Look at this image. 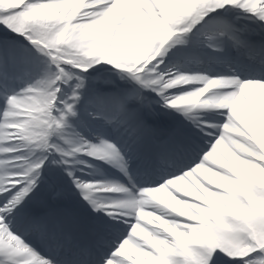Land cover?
I'll list each match as a JSON object with an SVG mask.
<instances>
[{"label":"snow or ice","instance_id":"1","mask_svg":"<svg viewBox=\"0 0 264 264\" xmlns=\"http://www.w3.org/2000/svg\"><path fill=\"white\" fill-rule=\"evenodd\" d=\"M0 264H264V0H0Z\"/></svg>","mask_w":264,"mask_h":264}]
</instances>
